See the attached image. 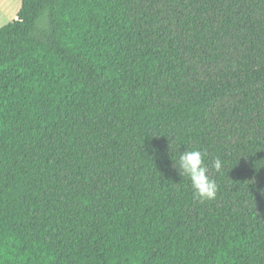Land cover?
Returning <instances> with one entry per match:
<instances>
[{
	"label": "trees",
	"instance_id": "obj_1",
	"mask_svg": "<svg viewBox=\"0 0 264 264\" xmlns=\"http://www.w3.org/2000/svg\"><path fill=\"white\" fill-rule=\"evenodd\" d=\"M193 149L215 200L174 167ZM0 264H264V0H22Z\"/></svg>",
	"mask_w": 264,
	"mask_h": 264
},
{
	"label": "clouds",
	"instance_id": "obj_2",
	"mask_svg": "<svg viewBox=\"0 0 264 264\" xmlns=\"http://www.w3.org/2000/svg\"><path fill=\"white\" fill-rule=\"evenodd\" d=\"M208 153L201 149L186 150L179 155L178 168L182 177H187L191 182V188L195 197L201 202L215 200L219 186L215 174H221L224 161L214 157L210 164L206 163Z\"/></svg>",
	"mask_w": 264,
	"mask_h": 264
},
{
	"label": "rangeland",
	"instance_id": "obj_3",
	"mask_svg": "<svg viewBox=\"0 0 264 264\" xmlns=\"http://www.w3.org/2000/svg\"><path fill=\"white\" fill-rule=\"evenodd\" d=\"M22 0H0V29L16 19Z\"/></svg>",
	"mask_w": 264,
	"mask_h": 264
}]
</instances>
